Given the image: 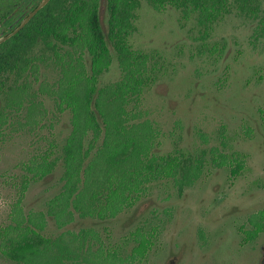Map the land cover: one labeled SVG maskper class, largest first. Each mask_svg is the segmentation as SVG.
<instances>
[{"label":"rangeland","instance_id":"rangeland-1","mask_svg":"<svg viewBox=\"0 0 264 264\" xmlns=\"http://www.w3.org/2000/svg\"><path fill=\"white\" fill-rule=\"evenodd\" d=\"M107 17L106 0H100L104 29ZM134 23L131 44L154 54L160 64L138 104L142 117L156 130L152 150L157 155L181 150L191 156L204 151L199 176L181 191L172 179H153L132 205L113 216L80 217L75 212L71 221L58 226L57 217L48 212V201L62 189L61 145L69 132L70 114L56 108L51 88L61 76L60 67L53 59L52 40L40 38L31 52L37 70L29 65L20 77L11 76L0 92V115L5 119L0 142V231L12 223L24 163L52 141L50 158L58 157L56 165L48 175L32 178L17 202L23 215L40 224L42 235L62 234L68 239L67 230L91 229L95 234L91 250L101 246L103 259L111 257L106 252L114 253L117 264H166L172 257L179 259L178 264H194V259L199 264L224 259L251 264L249 257L239 256L237 228L253 210L264 207V38L253 35L256 20L232 8L201 37L204 26L196 15L186 18L170 5L155 10L140 0ZM111 55L110 66L99 76L100 85L120 77L112 49ZM84 62L88 67V54ZM33 105L37 111L27 122ZM216 148L238 156L243 161L240 172L231 176L227 163L211 162V150ZM136 229L151 234L149 248L140 259H128L137 244ZM83 253L79 251L77 259L65 257L58 263L37 259L34 264H102V259H84ZM0 264L23 263L0 251Z\"/></svg>","mask_w":264,"mask_h":264},{"label":"trees","instance_id":"trees-1","mask_svg":"<svg viewBox=\"0 0 264 264\" xmlns=\"http://www.w3.org/2000/svg\"><path fill=\"white\" fill-rule=\"evenodd\" d=\"M139 2L106 0L108 17L104 29L100 0H50L35 13L31 23L0 45L1 92L11 76L20 77L29 65L33 72L37 70L36 60L31 55L33 46L40 38L52 40L53 59L60 67L61 76L51 93L58 100L56 108L67 109L70 114L69 132L61 145L62 189L48 201V212L57 217L58 226L71 221L75 212L80 217L113 216L124 206L132 205L153 179H172L181 191L185 184L194 182L204 166V151L191 156L181 150L161 155L152 150L156 130L147 117H142L138 104L143 91L156 77L160 64L154 54L134 48L130 42ZM147 2L155 10L170 5L180 9L186 18L196 15L204 26L201 37L235 8L238 13L256 20L253 35L256 39L264 38L261 0ZM64 45V51L60 52ZM111 49L121 74L115 81L100 85L99 76L112 61ZM85 54L89 56L88 67L84 62ZM20 94L15 93V97ZM35 105L29 109L27 122L33 121L37 111ZM261 114L264 121V110ZM53 146V142L48 141L46 149L24 163L26 173L18 181L19 196L11 210L12 223L0 231V251L23 264H34L37 259L55 260L56 263L65 257L77 259L79 251L84 252L81 255L84 259L117 264L114 253L106 252L111 257L103 259L106 256L101 246L91 250L95 239L91 229L77 233L67 230L71 234L68 239L62 234L56 238L46 237L38 229L40 224L19 210L17 202L30 180L48 175L56 165L58 157L50 158ZM210 161L227 163L231 176L243 168L238 156L225 154L217 148L211 150ZM134 234L137 244L130 253L131 258L143 256L149 248L148 236L151 235L139 229Z\"/></svg>","mask_w":264,"mask_h":264},{"label":"flooded vegetation","instance_id":"flooded-vegetation-1","mask_svg":"<svg viewBox=\"0 0 264 264\" xmlns=\"http://www.w3.org/2000/svg\"><path fill=\"white\" fill-rule=\"evenodd\" d=\"M43 0H0V38H4L0 41V45L16 34L25 24H29L32 21L35 13L42 7H44L50 0H47L42 6L31 16L30 13L42 2ZM21 22L23 25L13 32ZM31 26V24H30ZM3 116L0 115V142L3 134ZM40 231V230H39ZM237 233L240 235L238 242L239 256L245 255L252 260L251 264H264V207L257 208L250 213L245 220L241 221L237 228ZM47 237V236H46ZM249 247L250 251L243 252L242 247ZM238 256V257H239ZM143 256H139L140 259ZM129 256L128 259H136ZM249 260V259H247ZM179 259L177 257L170 258L166 264H178ZM239 259H224L222 262L212 264H234ZM194 264H199L194 259ZM238 264L242 263L241 261Z\"/></svg>","mask_w":264,"mask_h":264},{"label":"water","instance_id":"water-1","mask_svg":"<svg viewBox=\"0 0 264 264\" xmlns=\"http://www.w3.org/2000/svg\"><path fill=\"white\" fill-rule=\"evenodd\" d=\"M47 0H43L31 13L29 16H31L32 14H34L41 6L42 4H44ZM24 22H21L19 24V26L13 31V32H16L22 25H23ZM4 38H0V41L3 40Z\"/></svg>","mask_w":264,"mask_h":264}]
</instances>
